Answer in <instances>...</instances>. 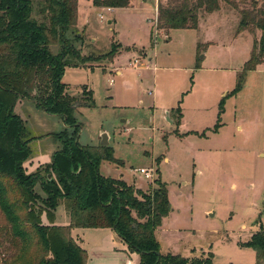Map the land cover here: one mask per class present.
<instances>
[{"label": "rangeland", "instance_id": "1", "mask_svg": "<svg viewBox=\"0 0 264 264\" xmlns=\"http://www.w3.org/2000/svg\"><path fill=\"white\" fill-rule=\"evenodd\" d=\"M159 2L168 0L111 9L78 0L75 33L83 41L76 47L92 59L90 69L68 67L63 81L78 99L93 90V106L79 108L81 143L95 144L108 131L119 162L103 161L102 174H124L146 192L157 179L166 182L172 210L157 232L161 252L193 258L210 250L218 264H227L264 229V62L249 72L242 91L229 95L261 35L238 32L240 12L253 0H219L217 11L200 10L197 29L170 30L157 28ZM22 116L35 139L58 129L36 107ZM32 145L35 155L48 154L49 146ZM141 168L156 171L154 178ZM68 207L65 200L58 206L59 221ZM94 232L84 240L95 239ZM7 247H0V260Z\"/></svg>", "mask_w": 264, "mask_h": 264}, {"label": "trees", "instance_id": "2", "mask_svg": "<svg viewBox=\"0 0 264 264\" xmlns=\"http://www.w3.org/2000/svg\"><path fill=\"white\" fill-rule=\"evenodd\" d=\"M131 2L93 0L95 6L108 8L128 7ZM252 3V8L240 12L238 32L258 29L261 35L229 95L242 91L249 72L264 62V5ZM219 8V0L159 2L157 28L197 29L200 10L212 13ZM78 17V0H0V212L4 220L0 247L8 245L0 263L88 264L89 253L73 237L72 229L111 228L139 254V264H213L212 253L190 258L161 252L156 230L172 210L166 182L159 178L157 187L146 192L122 178L105 176L102 161L119 163L114 148L80 143L79 108L93 106V92L84 90L78 99L63 81L67 67L86 65L92 59L76 47L77 41H83L82 34L75 33ZM20 101L35 103L66 124L51 134L60 144L52 161L31 173L25 162L32 156L35 137L16 112ZM178 118L180 123V109ZM219 126L218 122L214 131ZM64 200L69 202L70 224H44L45 215L54 223ZM240 245L254 249L256 264H264L263 228Z\"/></svg>", "mask_w": 264, "mask_h": 264}, {"label": "crops", "instance_id": "3", "mask_svg": "<svg viewBox=\"0 0 264 264\" xmlns=\"http://www.w3.org/2000/svg\"><path fill=\"white\" fill-rule=\"evenodd\" d=\"M80 66L85 67L86 69H90L86 65H80ZM77 67H79V66H77ZM119 73H121V72L119 71ZM88 90H92V89L88 88ZM68 91L71 92L70 87H68ZM92 92H93V90H92ZM71 94H73V92ZM29 106L36 107L37 110L41 111V113L44 115L43 118H45V119L47 118L48 121L51 122L50 128L54 129L55 126H56V128H58V129L52 130L50 132L47 131L46 134H48V135H46L43 138L41 137V138L33 139V141L31 142V146H33L32 145L33 142H41V144H43L44 146H49V149L47 151L48 154H45V152L42 150L41 153L38 154V156H37V155H35V152L33 151L30 159L25 162V167H26L27 171L31 173V172H35L40 166L47 164V163H50L52 161L53 154L59 148L60 144L57 141V139L54 136H52L51 134L54 132L61 131L64 127H66V124L64 123V121L60 117L46 113L45 111L38 108L36 106V104L31 102V101H29V102L20 101L18 103L16 109H18L21 116H22V114H25L28 116ZM167 113L170 114V112H167ZM37 116H39V115H37ZM167 116H168V114H167ZM239 127L241 128V126H239ZM103 134H107L106 141L108 140V145L110 144L109 143V138H110L109 132L102 130V133H101L99 139L93 145H103L102 144ZM81 136H82V133H80V138H79L80 143H81ZM81 144L87 145L84 143H81ZM39 145H38V147H40ZM105 146H107V145H105ZM105 176H107V175H105ZM114 178L124 179V174H121L120 177H114ZM126 182L129 183L128 181H126ZM129 184H133L135 186V183H129ZM136 187L140 188L137 185H136ZM57 212H58V210H56V213H55L56 216H55L54 224H56V225H69L71 222L69 211L65 209L64 219L62 221H59L57 219ZM44 221H48V219L47 220L45 219V216H44ZM160 227H158V229L156 230V236H157V232L160 229ZM88 231L89 232L90 231H93V232L96 231V232H94L96 234L95 235L96 238L91 240V241L84 240V236L86 235V233H88ZM72 235L77 240V242L83 248H85L88 251V253H89L88 264H139V254L132 252L128 248V245L124 242V240L121 239L118 236V234L115 232V230H113L111 228H73L72 229ZM161 247H162V245H161ZM207 252L213 254V256H214L213 257V264H218L215 253L210 251V250H208ZM200 256H202V255H197V257H200ZM203 256H206L205 253L203 254ZM227 264H256V252L251 247H242L240 250L239 256L236 258V261L231 262L229 260V262H227Z\"/></svg>", "mask_w": 264, "mask_h": 264}, {"label": "built area", "instance_id": "4", "mask_svg": "<svg viewBox=\"0 0 264 264\" xmlns=\"http://www.w3.org/2000/svg\"><path fill=\"white\" fill-rule=\"evenodd\" d=\"M109 9H111V8H109ZM134 63L135 64H138L139 63L138 58L134 61ZM139 171L142 174H144V176H145L146 179H151V180L154 178V176L156 174V171H154L153 169L151 170V169H147V168H141Z\"/></svg>", "mask_w": 264, "mask_h": 264}, {"label": "water", "instance_id": "5", "mask_svg": "<svg viewBox=\"0 0 264 264\" xmlns=\"http://www.w3.org/2000/svg\"><path fill=\"white\" fill-rule=\"evenodd\" d=\"M167 114H168V116H167L168 120H169L171 123H173V120L170 118L169 113H167ZM106 137H107V134H103V141H102V144H103V145H108V140L106 141ZM50 177H51V176H50ZM134 253H136V252H134Z\"/></svg>", "mask_w": 264, "mask_h": 264}]
</instances>
